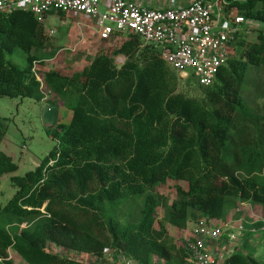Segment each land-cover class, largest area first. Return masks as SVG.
<instances>
[{"label": "trees", "instance_id": "obj_1", "mask_svg": "<svg viewBox=\"0 0 264 264\" xmlns=\"http://www.w3.org/2000/svg\"><path fill=\"white\" fill-rule=\"evenodd\" d=\"M242 1L227 0L225 11L264 23V0ZM112 38L122 42L66 74L45 68L49 41L33 14L0 13V98L40 102L54 94L69 100L71 112L69 124L48 129L57 145L25 176L14 175L18 166L0 150V178L11 175L16 188L0 205V264H14L10 251L25 264H103L106 250L116 254L113 264L121 257L186 264L187 250L168 226L224 222L234 201L264 204V116L242 96L248 68L264 69L263 34L255 42L238 35L211 87L194 74L184 80L139 36ZM17 49L26 55L23 68L10 57ZM6 132L0 125V145ZM165 186L176 194L171 203L158 192ZM257 231L264 233V220L217 264H264V238L249 246ZM51 247L97 260L74 261Z\"/></svg>", "mask_w": 264, "mask_h": 264}, {"label": "built area", "instance_id": "obj_2", "mask_svg": "<svg viewBox=\"0 0 264 264\" xmlns=\"http://www.w3.org/2000/svg\"><path fill=\"white\" fill-rule=\"evenodd\" d=\"M158 1L163 2L159 9L149 8L143 0H0V13L29 12L41 24L53 13L79 15L95 23L102 42L109 41L114 33L139 36L161 49V58L171 70L181 77L194 74L202 87L214 84L232 55L238 35L253 32L264 36L262 21L240 15L236 9L226 12L227 0H193L187 5L185 0ZM231 230L227 225H195L185 238L186 264H217V258L223 262L243 244ZM115 260L112 250H106L100 259L102 263ZM119 260L120 264H135L124 257Z\"/></svg>", "mask_w": 264, "mask_h": 264}, {"label": "rangeland", "instance_id": "obj_3", "mask_svg": "<svg viewBox=\"0 0 264 264\" xmlns=\"http://www.w3.org/2000/svg\"><path fill=\"white\" fill-rule=\"evenodd\" d=\"M104 12V9H100ZM43 29L49 41L47 53L51 56V62L46 63L45 68L59 70L63 73H72L82 70L88 66L91 59L102 48H107L119 44L125 40L126 36L112 38L108 42H96L95 23L83 20L82 16L68 13H53L45 19ZM94 26V27H93ZM93 28V29H92ZM53 32L54 36L49 37ZM249 42H255L257 33L243 32ZM46 52V51H45ZM14 63L23 68L26 66V55L20 50H15L13 55ZM125 62V59H121ZM121 66L120 61L116 63ZM184 80L187 77H182ZM246 83L242 96L247 104L252 108L255 115L262 118L264 116V69L249 67L245 76ZM194 87H189L192 90ZM183 82L180 84V91H186ZM54 94L48 95L47 101L21 100L19 98H0V125L6 128V135L0 145V150L11 157L14 164L18 166L15 176H25L33 171L57 145L56 140L48 136V129H55L59 124L67 125L69 111L68 99L56 101ZM11 175H4L0 178V205L5 206L16 193V188L9 181ZM159 194L171 203L175 197V192L168 186L158 189ZM229 208L227 220L224 222L211 220L210 227L218 228L227 225L231 231L239 236L242 242L250 233L249 230L254 223L264 220V204L246 202H232ZM165 209L158 210V216L164 218ZM195 225L190 223L185 231H178L168 226L169 236L179 244H185V238L190 235L191 229ZM264 238V233L257 231L251 236L250 247L259 246V239ZM185 246V245H184ZM249 250H243L248 253ZM51 252L66 256L74 261L95 262L97 259L91 255H83L75 252L59 250L51 247ZM262 247L258 250V255L264 256ZM10 257L14 264H25L20 258L10 251ZM114 262H103V264H113Z\"/></svg>", "mask_w": 264, "mask_h": 264}, {"label": "crops", "instance_id": "obj_4", "mask_svg": "<svg viewBox=\"0 0 264 264\" xmlns=\"http://www.w3.org/2000/svg\"><path fill=\"white\" fill-rule=\"evenodd\" d=\"M129 1H132V2H134V1H136V0H129ZM193 0H185V2H183V4L184 5H187L188 3H190V2H192ZM143 4L144 5H147L149 8H151V9H159V8H161L162 6H163V2L162 1H145V0H143ZM103 8V7H102ZM104 9V8H103ZM94 27V26H93ZM93 29V28H92ZM95 29H96V26H95ZM94 34H95V36L97 37L95 40H96V42L97 41H99V42H101L98 38V34H97V31L96 30H94ZM121 59H125L124 57H118L117 59H116V63H118V61H120V65H123L125 62H123V60H121ZM51 61H47L46 63L48 64V63H50ZM47 99H48V95L46 94V96H45V98L42 100V101H47ZM67 117H69V119L71 120V112L69 113H67ZM69 120V121H70ZM69 124V123H68Z\"/></svg>", "mask_w": 264, "mask_h": 264}]
</instances>
